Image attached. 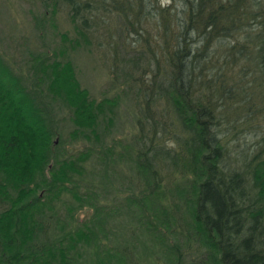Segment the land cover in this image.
Wrapping results in <instances>:
<instances>
[{
	"label": "trees",
	"instance_id": "1",
	"mask_svg": "<svg viewBox=\"0 0 264 264\" xmlns=\"http://www.w3.org/2000/svg\"><path fill=\"white\" fill-rule=\"evenodd\" d=\"M40 1L33 30L62 48L32 47L16 67L0 37V264H264V0ZM117 20L143 55L122 72L137 115L118 148L102 134L121 96L91 98L68 57L104 46L116 83ZM63 131L96 148L68 154ZM232 131L261 136L236 151ZM84 207L89 221L69 223ZM142 236L159 256L139 263Z\"/></svg>",
	"mask_w": 264,
	"mask_h": 264
},
{
	"label": "rangeland",
	"instance_id": "2",
	"mask_svg": "<svg viewBox=\"0 0 264 264\" xmlns=\"http://www.w3.org/2000/svg\"><path fill=\"white\" fill-rule=\"evenodd\" d=\"M162 3V5H165L169 0H158ZM44 8L41 5L40 0H33V3L31 4V0H0V37L5 38L7 36L8 40L15 41V45L12 46L8 44V48H3L5 50V53L11 57L16 67L21 66L27 58V50H30L32 47H36V51H42L45 50H57L62 48V41L60 39V36L58 34L55 35V33H52V30L49 29V32L46 33V37L42 41L37 34H35L33 30V21L31 19L32 14L31 11H35L37 13L42 12ZM58 21V30L60 32H70V35L73 34L71 30V25L69 23L68 17L66 13L63 11H59V14L57 16ZM120 21L117 20L116 24V33L114 37H117L118 42V58H119V70L117 71V79L116 83L113 81L114 75L110 73V64L107 60L108 54L102 55V49H105L104 46L100 47L99 49H93L92 53L87 54L85 51L78 50L76 53L69 52L68 57L73 60L75 63V67L77 69V76L81 83V86L86 88L91 98H95L97 100L104 97H114L115 95L121 96V100L119 102L117 114L114 117V120L111 124V126H108V131L105 129L103 131L99 130V133L102 134V142L106 143L108 145H115L116 147L122 144L127 138H130L133 133V121H135L136 115H137V108L134 107V104L132 100L124 96V90L127 89L126 85L123 84V77L124 74L122 73L127 66L133 63H138L140 61L139 58H143V56L140 53V48H135L136 44L133 48L125 49L124 45L122 44L123 37L120 30ZM48 31V30H47ZM23 37L22 42L23 45H20L19 47H16V44L19 42V39ZM6 39V41H8ZM25 40V41H24ZM43 42V43H42ZM96 48V47H95ZM26 51V52H25ZM105 53V52H104ZM145 57V56H144ZM63 57L62 59H64ZM26 72V69H24ZM131 96V94H130ZM117 109V108H116ZM58 118H62L64 122H61V125H66L67 127L62 128V130H66V133L69 129H71V124L68 120V114L66 112L59 113ZM64 123V124H63ZM64 132V131H63ZM65 133V132H64ZM62 135V139L65 140V143L62 145L67 149V153L70 155H76L80 151H84L86 147H91L93 144L92 141L89 139H79L77 141L70 140V137L65 133ZM106 133V135H105ZM242 135V136H240ZM240 135L232 131L228 137H229V146L232 147V149L237 151V144L240 143V147L246 146V147H252L255 145V142L258 141L261 136V133L259 135H255L253 133L248 132H240ZM93 140V139H92ZM95 146V145H94ZM96 148V146H95ZM118 148V147H117ZM93 158V157H92ZM90 159L86 162V166L90 168V165H92L93 159ZM119 173L122 177H129L130 171L129 169L125 168V166H119ZM65 204L63 207H61V210L59 209L58 212L63 215L64 209L66 207V204L71 200L70 197H63ZM102 201H105L104 199ZM60 208V207H59ZM92 209L84 207L81 210H78L75 212L74 215V221L67 216L68 222L76 225H82V222L89 221L90 215H91ZM115 221H112L114 223ZM119 222L121 225L119 226L118 230L120 231L119 235L120 237H123V242L126 243L125 245H130L131 241L136 242L135 238L130 236L129 233L127 235L126 231H128V228L131 226L133 228L135 226L134 223H132V220L127 217L123 216V218L119 219ZM126 226V230L124 228ZM130 228V229H131ZM139 239L144 240V244L138 243L139 248L134 252L132 251L131 259L135 260L139 263H144V261H147V257L145 255L149 254L150 252L154 255V257H158L159 253L157 252L155 245L153 242L150 243V241L145 237L142 236ZM148 249V250H144ZM151 255V254H150ZM145 257V258H144ZM151 259L153 257H150L148 261L151 263Z\"/></svg>",
	"mask_w": 264,
	"mask_h": 264
}]
</instances>
